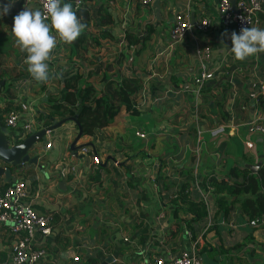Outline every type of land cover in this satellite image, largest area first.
Masks as SVG:
<instances>
[{
  "label": "crops",
  "instance_id": "crops-1",
  "mask_svg": "<svg viewBox=\"0 0 264 264\" xmlns=\"http://www.w3.org/2000/svg\"><path fill=\"white\" fill-rule=\"evenodd\" d=\"M219 1L151 0L142 5L139 0H87L100 45L87 49V59L75 64L79 69L70 76L75 67L68 58L70 44H58L47 83L30 77L26 53L11 34L13 17L25 7L40 8L38 1L16 0L0 17V78L4 88L12 81L15 103L26 98L38 115L47 112L55 118L65 106L48 101L47 94L78 88L84 103L79 118L83 138L76 142L80 128L68 121L67 130L61 131L62 125L51 129L33 145L37 163L12 170L16 180L28 183L34 209L53 215L50 232L33 237L35 246L47 250L48 264H74L69 249H74L77 264H152L158 254L191 250L188 214L167 203L170 187L160 197L157 182L177 187L188 181L193 198L206 192L213 203L205 176L228 178L232 166L263 162L264 132L251 131L250 124H264V53L234 59L232 44L222 35ZM99 3L116 13L115 24L99 23ZM192 10L196 21L210 18V29L193 26L172 41L168 35L175 13L190 20ZM251 26L264 28V1ZM125 28L141 38L150 36L128 49ZM199 44L211 47L205 63L195 54ZM204 71L213 77L197 80ZM3 99L0 92V105ZM140 127L146 138L136 135ZM47 140L52 145L45 149ZM84 140L95 145L103 169L80 151ZM197 140L201 150L196 158ZM5 183L0 179V188ZM217 215L211 216L212 229L206 230L208 215L193 223L195 234L204 229L199 251L204 264H264V245L255 234L249 237L240 205L228 218ZM14 238L9 224L0 223V264L9 258Z\"/></svg>",
  "mask_w": 264,
  "mask_h": 264
},
{
  "label": "built area",
  "instance_id": "built-area-1",
  "mask_svg": "<svg viewBox=\"0 0 264 264\" xmlns=\"http://www.w3.org/2000/svg\"><path fill=\"white\" fill-rule=\"evenodd\" d=\"M29 2L30 0H26ZM40 9L43 8V0H37ZM151 0H139L142 5L149 4ZM264 0H236L235 6L237 12L233 9L231 0L219 1V12L224 27L225 43L231 44L230 33L235 31L239 34L242 27H249L253 23L255 15L261 11ZM75 8L85 4L86 0H70ZM195 26L199 30L208 31L211 27V20L207 16H202L194 24H191L189 18L181 12L175 13L173 25L169 30V38L172 41H178L183 38L191 28ZM195 54L201 63H205L211 55V47L208 44H199L195 47ZM213 77L212 72L204 71L197 80ZM27 77H23L25 82ZM264 87V84L262 85ZM17 107L11 109L4 116V124L8 129V137L11 142L17 143L26 136L41 127V121L33 107L31 100L26 98L16 101ZM250 130L253 132H264V124L254 122L250 124ZM51 129L46 128L49 133ZM212 133L214 131H211ZM139 137H146V133L137 130ZM251 146V142L247 143ZM52 145L50 140L44 144L48 149ZM201 150L200 141H196L193 151L196 158ZM80 151L89 154L93 163L100 162L99 155L92 151L88 146H82ZM28 183L23 179L15 180L0 188V223L7 222L10 230L15 236L14 242L9 249V258L2 261L1 264H48V253L44 247L35 246L33 237L36 232L48 234L54 220L51 213H40L36 211L28 200L29 188ZM212 187L209 186L208 190ZM208 193H203V199L208 203ZM209 206V205H208ZM211 209V207H210ZM211 214H208L206 226H210ZM250 226L257 225V219H251ZM212 225V224H211ZM192 237L190 234L191 250L181 251L178 254H158L153 258L152 264H204L201 254L199 253L202 243V232ZM77 258V257H76Z\"/></svg>",
  "mask_w": 264,
  "mask_h": 264
},
{
  "label": "trees",
  "instance_id": "trees-1",
  "mask_svg": "<svg viewBox=\"0 0 264 264\" xmlns=\"http://www.w3.org/2000/svg\"><path fill=\"white\" fill-rule=\"evenodd\" d=\"M7 1L8 0H0V2ZM65 1L70 2V0ZM75 9H77V15L81 17L82 22L86 23L87 28L75 42L70 44L68 58L70 62H74V66L79 62H85V60L87 59L88 48H97L100 45L98 35L91 29L93 15L91 13L89 4L85 2V4L80 5ZM96 14L100 24H115V19L113 18L112 11L108 6H104L100 3L97 4ZM147 29H151L152 31V27L149 25L147 26ZM123 32V41L125 47L128 49H132L138 44L140 45L141 43H143L145 38L150 36V32H148L147 35L141 38L131 31H128L127 28H125ZM77 66L69 71L70 76L72 75L74 69L78 71L79 67ZM23 72L24 70L21 73ZM67 74L68 73H63V75ZM74 75H77L79 77L77 73H75ZM11 85L12 81H8V85L5 86L4 90L0 91L4 95V99L2 101V104L0 105L1 124H4L3 117L5 116V114L8 113L11 109L17 107V104L14 101L16 96L11 90ZM79 93L80 91L78 88H66L55 91V93L51 96L47 94L46 96L48 101L54 100V104H56L57 102H61L64 104L65 109L62 111L57 109V111L55 112L57 114L56 118L52 117L50 113L41 112L38 115V119L41 121V127L37 130L48 127L54 129L58 126H63L68 121H73L75 126L77 128H80V130H78L77 138L75 139L76 142L79 138H83L84 131L81 130L80 125H82V122L79 118L84 107V103L80 100ZM139 129L143 130L142 127H140ZM82 146H88L92 151L97 153L95 145H93L90 141L84 140ZM72 150L74 149L72 148ZM94 164L97 165L100 169L104 168V165L101 163ZM203 182L205 183L207 189L209 188V186L212 187L211 190L214 193L213 203L216 206V209L214 211L212 209H209L208 206L213 205L212 200H209L208 198L207 203L203 199V194L198 199L192 197V191L188 181L183 182L177 187L164 182L163 185H161L157 182V188L159 189L160 197H163L161 190H163L164 187H170L171 190L167 195H165V197H167V203L173 204L175 207L183 209L184 212H187L188 216L185 218V223L187 227H189L192 237L196 236L195 226L193 225V223L203 219L209 214V212L214 218L217 214H220L223 218H228V214L232 212L235 204L240 205V209L243 213V218H246L245 220H247V223L251 219H257L258 223L256 226H258L259 223H262L264 226V160L261 166L258 168L257 172L251 171L246 166H232L229 169L228 178H217L215 175L211 174L205 176L203 178ZM7 183H5V185ZM213 227L214 225H210V227L206 230L212 229ZM252 227L255 228V226ZM254 231L255 230H253L252 228L249 229V237H253ZM260 244L264 245V240L261 241Z\"/></svg>",
  "mask_w": 264,
  "mask_h": 264
},
{
  "label": "clouds",
  "instance_id": "clouds-1",
  "mask_svg": "<svg viewBox=\"0 0 264 264\" xmlns=\"http://www.w3.org/2000/svg\"><path fill=\"white\" fill-rule=\"evenodd\" d=\"M15 2L0 3V17L7 15ZM86 28L72 3L43 0L42 9L25 7L13 17L11 34L15 46L26 53L24 64L30 77L37 83H47L53 75L49 65L58 44L75 42ZM222 35L229 34L225 31ZM229 38L230 52L237 61L264 53V28L242 27L239 34L232 31Z\"/></svg>",
  "mask_w": 264,
  "mask_h": 264
},
{
  "label": "water",
  "instance_id": "water-1",
  "mask_svg": "<svg viewBox=\"0 0 264 264\" xmlns=\"http://www.w3.org/2000/svg\"><path fill=\"white\" fill-rule=\"evenodd\" d=\"M236 0H231L233 9L237 12L235 6ZM115 21H117L116 13L112 12ZM190 22L194 24L196 22L194 17V12L192 10L190 14ZM5 79L0 80V90L4 89ZM48 129H51L48 127ZM46 128H41L37 131L32 132L20 142L10 144L11 141L8 137V129L6 125L0 123V179H4L8 183L14 182L16 180L15 176H12L13 168L19 171L23 168L25 163H37L38 155L31 154L33 145L40 139L45 138ZM262 161L259 160L257 164H247L251 171L257 172L258 168L261 166ZM70 257L73 258L74 264H77L76 254L74 249H69L66 251Z\"/></svg>",
  "mask_w": 264,
  "mask_h": 264
},
{
  "label": "rangeland",
  "instance_id": "rangeland-1",
  "mask_svg": "<svg viewBox=\"0 0 264 264\" xmlns=\"http://www.w3.org/2000/svg\"><path fill=\"white\" fill-rule=\"evenodd\" d=\"M38 117H39V116H38ZM62 127H63V129H61V131H65V130H67L65 124H64ZM208 198H209V197H208ZM209 209H210V205H209ZM210 214H211V213H210ZM246 221H247V220H246ZM257 223H258V221H257ZM245 228H246V229H251V228H252L253 230H255V231H254V234L257 236V238H259L258 240H261V241L264 240V226H263L262 223H259L258 226H255V228H253L252 226H249V224H247ZM197 234H198V232H197ZM247 238H248V237H247ZM245 241H246V238H245ZM237 246H239V245H237Z\"/></svg>",
  "mask_w": 264,
  "mask_h": 264
}]
</instances>
